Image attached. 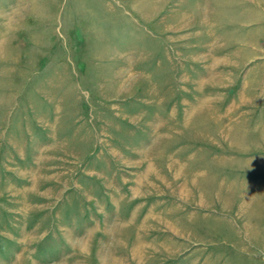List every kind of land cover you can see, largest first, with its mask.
<instances>
[{
    "label": "rangeland",
    "instance_id": "1",
    "mask_svg": "<svg viewBox=\"0 0 264 264\" xmlns=\"http://www.w3.org/2000/svg\"><path fill=\"white\" fill-rule=\"evenodd\" d=\"M0 264H264V0H0Z\"/></svg>",
    "mask_w": 264,
    "mask_h": 264
}]
</instances>
